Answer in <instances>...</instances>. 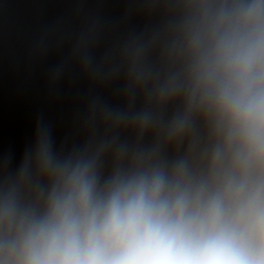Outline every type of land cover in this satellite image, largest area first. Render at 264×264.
I'll use <instances>...</instances> for the list:
<instances>
[{"label": "clouds", "instance_id": "obj_1", "mask_svg": "<svg viewBox=\"0 0 264 264\" xmlns=\"http://www.w3.org/2000/svg\"><path fill=\"white\" fill-rule=\"evenodd\" d=\"M189 102L219 137L205 171L139 159L104 177L40 158L38 205L0 202V264H264V0L196 23Z\"/></svg>", "mask_w": 264, "mask_h": 264}]
</instances>
